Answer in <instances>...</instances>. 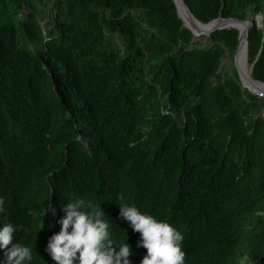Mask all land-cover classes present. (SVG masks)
Here are the masks:
<instances>
[{"label":"trees","instance_id":"obj_1","mask_svg":"<svg viewBox=\"0 0 264 264\" xmlns=\"http://www.w3.org/2000/svg\"><path fill=\"white\" fill-rule=\"evenodd\" d=\"M185 2L202 23L253 22L264 83V0ZM237 43L235 28L195 35L173 0H0V224L24 226L31 264H57L45 246L73 198L100 203L132 264L146 249L125 203L183 233L185 264H264V97L242 85Z\"/></svg>","mask_w":264,"mask_h":264},{"label":"clouds","instance_id":"obj_2","mask_svg":"<svg viewBox=\"0 0 264 264\" xmlns=\"http://www.w3.org/2000/svg\"><path fill=\"white\" fill-rule=\"evenodd\" d=\"M62 208L64 215L58 221L59 231L48 237L45 246L53 261L57 264H132L129 257L133 249L126 242V235L120 243L113 239L100 203L73 198ZM5 211V199L0 196V213ZM50 211L53 216L56 215L55 207H51ZM44 212L45 207L39 213L40 217ZM119 215L133 231L140 234L137 246H143L146 253L139 264H185L182 249L184 236L172 224L140 211L135 204H119ZM52 226L50 222L49 227ZM23 227L10 221L0 224V249L5 250L4 264H31L32 247L14 242V234Z\"/></svg>","mask_w":264,"mask_h":264},{"label":"water","instance_id":"obj_3","mask_svg":"<svg viewBox=\"0 0 264 264\" xmlns=\"http://www.w3.org/2000/svg\"><path fill=\"white\" fill-rule=\"evenodd\" d=\"M178 16L184 22V25L188 27L195 35L206 34L209 35L215 29H225V28H235L238 30V43L234 53V66L236 68L239 79L242 85L250 90L253 94H257L260 97H264V91H257L251 85L256 83L264 85V83L254 80L251 76H245L240 63H239V51L243 44L245 46V57L247 61V37L248 30L252 26L253 22L251 20H243L235 17H217L207 23H202L199 21L191 12L185 0H173ZM180 12L185 18L180 15ZM252 65L249 67V73L251 72Z\"/></svg>","mask_w":264,"mask_h":264},{"label":"bare ground","instance_id":"obj_4","mask_svg":"<svg viewBox=\"0 0 264 264\" xmlns=\"http://www.w3.org/2000/svg\"><path fill=\"white\" fill-rule=\"evenodd\" d=\"M180 15L183 18H185L181 12H180ZM245 53H246L245 52V46L242 44L240 47V51H239V63H240V66H241V69H242L244 75L249 77L251 74L249 73V68H248L249 65H247V62H246ZM251 87H254L257 91H260V90L264 91V85L259 84V83L251 85Z\"/></svg>","mask_w":264,"mask_h":264},{"label":"rangeland","instance_id":"obj_5","mask_svg":"<svg viewBox=\"0 0 264 264\" xmlns=\"http://www.w3.org/2000/svg\"><path fill=\"white\" fill-rule=\"evenodd\" d=\"M255 21L259 24V26H263L264 27V13L261 14V15H257L255 17ZM248 68H249V66H248ZM262 116L264 117V110L262 111Z\"/></svg>","mask_w":264,"mask_h":264}]
</instances>
